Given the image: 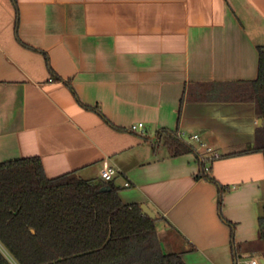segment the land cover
<instances>
[{"label": "crops", "instance_id": "0c3cea01", "mask_svg": "<svg viewBox=\"0 0 264 264\" xmlns=\"http://www.w3.org/2000/svg\"><path fill=\"white\" fill-rule=\"evenodd\" d=\"M259 47L264 0H0V163L103 182L106 161L165 254L262 264V118L245 94ZM163 131L194 150L172 155Z\"/></svg>", "mask_w": 264, "mask_h": 264}, {"label": "trees", "instance_id": "16d2710c", "mask_svg": "<svg viewBox=\"0 0 264 264\" xmlns=\"http://www.w3.org/2000/svg\"><path fill=\"white\" fill-rule=\"evenodd\" d=\"M246 84L245 94L263 120L252 151L264 155V47L258 48L257 78ZM163 133L172 155L194 150L176 132ZM208 162L200 159L199 176L218 185L205 171ZM221 193L220 188L219 213ZM258 224L264 252V206ZM0 264L185 262L162 251L155 219L139 205L124 204L111 182L69 173L48 178L38 157H26L0 163Z\"/></svg>", "mask_w": 264, "mask_h": 264}, {"label": "built area", "instance_id": "2783aa9c", "mask_svg": "<svg viewBox=\"0 0 264 264\" xmlns=\"http://www.w3.org/2000/svg\"><path fill=\"white\" fill-rule=\"evenodd\" d=\"M143 126L142 123H137V124H133L131 126L132 130H136L139 129ZM192 139L199 141V135L198 134H194L192 137ZM199 146L200 148H206L205 143L199 141ZM207 150H211L210 148H208ZM208 167H205V171H208ZM117 174V169L114 168L113 166H111L109 163H107L106 161L103 162L102 167L100 168L99 171V177L103 182H110L112 181V179L114 178V176ZM125 186H129L128 182H125ZM251 264H258V261L256 260H252Z\"/></svg>", "mask_w": 264, "mask_h": 264}, {"label": "water", "instance_id": "95a60500", "mask_svg": "<svg viewBox=\"0 0 264 264\" xmlns=\"http://www.w3.org/2000/svg\"><path fill=\"white\" fill-rule=\"evenodd\" d=\"M260 124L262 125V119H260ZM101 190L105 191V190H107V188L106 187H102ZM141 209H142L143 213L145 215H147L148 217H150L151 219L155 218V214L148 207L141 206ZM261 263L264 264V259H261Z\"/></svg>", "mask_w": 264, "mask_h": 264}, {"label": "rangeland", "instance_id": "374dc122", "mask_svg": "<svg viewBox=\"0 0 264 264\" xmlns=\"http://www.w3.org/2000/svg\"><path fill=\"white\" fill-rule=\"evenodd\" d=\"M193 145L196 147V148H199V144L197 143H193ZM201 152H204L205 153V150H203L202 148L199 149Z\"/></svg>", "mask_w": 264, "mask_h": 264}]
</instances>
